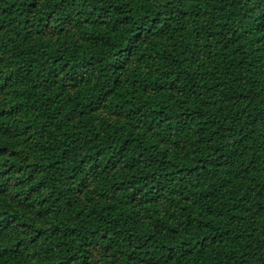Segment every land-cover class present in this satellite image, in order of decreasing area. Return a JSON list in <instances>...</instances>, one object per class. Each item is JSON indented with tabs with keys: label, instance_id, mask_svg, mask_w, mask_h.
<instances>
[{
	"label": "trees",
	"instance_id": "16d2710c",
	"mask_svg": "<svg viewBox=\"0 0 264 264\" xmlns=\"http://www.w3.org/2000/svg\"><path fill=\"white\" fill-rule=\"evenodd\" d=\"M0 264H264V0H0Z\"/></svg>",
	"mask_w": 264,
	"mask_h": 264
}]
</instances>
